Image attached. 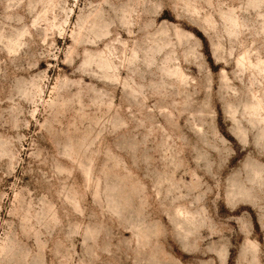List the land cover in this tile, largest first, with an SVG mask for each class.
Here are the masks:
<instances>
[{"label": "clouds", "instance_id": "9594fccd", "mask_svg": "<svg viewBox=\"0 0 264 264\" xmlns=\"http://www.w3.org/2000/svg\"><path fill=\"white\" fill-rule=\"evenodd\" d=\"M174 3L188 4L218 20L225 10L232 16L241 14L233 29L220 23L214 29L216 39L235 48L237 41L229 37L243 34L248 43L255 40L264 49V0L258 5L251 0H89L74 45L80 46L75 55L81 63L73 69L77 81L83 77L94 81L82 89L86 99L97 108L107 107L113 98L109 88L123 83L124 72L130 81L137 80L131 99L141 104L155 101L167 119L163 125L153 121L159 136L138 140L137 133L122 138L117 151L126 159L104 179L100 198L85 204L79 214L69 210V194L61 188L63 181L56 180V159L64 155V130L58 129L52 149L32 152L36 190L14 189L10 201L0 194V264H180L173 245L197 252L215 236L220 240L209 250L226 249L223 231L213 219L221 199H227L233 210L253 203L264 227V73L255 81L256 88L236 73L232 84L219 86V94L215 78L203 70L195 79H173L170 67L174 71L177 64L200 63L190 45L176 41L173 25L156 23L162 10ZM255 7L261 11L249 14ZM185 19L187 15L178 22ZM125 33L127 41L122 39ZM116 45L121 46L119 56ZM30 67L13 64L12 91L16 74L27 73ZM4 71L0 67V78ZM6 91L0 85V104ZM257 97L255 116L250 106ZM9 98L14 99L10 93ZM221 108L233 114L231 127L244 153L238 167L229 166L237 151L216 125ZM17 119L0 124V180L12 176L20 164L19 142L24 137ZM39 165L49 171L41 172ZM129 172L137 174L132 181L126 179ZM125 231L132 239L124 237ZM219 264H225L223 254Z\"/></svg>", "mask_w": 264, "mask_h": 264}, {"label": "rangeland", "instance_id": "374dc122", "mask_svg": "<svg viewBox=\"0 0 264 264\" xmlns=\"http://www.w3.org/2000/svg\"><path fill=\"white\" fill-rule=\"evenodd\" d=\"M88 3L89 0H0V67L5 70L0 85L7 89L4 103L0 104L3 114L0 124L18 117L16 122L22 125L19 134L24 137L19 142L22 145L20 164L12 176L0 180V194L7 196L9 201L15 198L14 189L36 190L38 176L30 171L37 166L32 163V152L52 149L56 132L62 128L64 155L56 159V180L63 181L61 188L69 194V210L79 214L85 204L90 205L100 198L104 179L115 174L121 160L126 159L117 151L122 138L137 133L138 140L159 136L161 133L153 126V121L163 125L167 119L155 101L141 104L139 99H131L129 93L137 80L132 77L130 81L129 74L124 72L120 73L123 83L109 88L113 98L107 107L100 104L97 108L86 99L82 89L90 87L94 81L88 77L77 81L73 69L81 63L75 55L80 46L74 48V45L77 44L78 26L87 15ZM251 3L258 5L260 0H251ZM260 11L255 7L249 14ZM183 15H187V19L179 23ZM222 16L223 19L218 20L217 16H205L198 8L188 4L181 7L178 3L158 15L156 23L173 25L176 41L190 45L192 56L200 61L187 66L177 64L174 71L170 67L173 79L182 81L188 76L195 79L203 70L215 78L219 94L221 84H232L236 73H241L250 87L259 86L255 81L264 73V49L255 40L248 43L243 34L229 37L237 41L235 48H227L223 41H218L214 29L220 23L225 29H233L241 18V14L232 16L226 10ZM122 39L127 41L126 33ZM120 49V45L115 46L117 56L121 55ZM14 63L31 67L27 73L16 74V90L12 91ZM9 93L14 99L9 98ZM257 103H260L258 97L250 106L255 116L259 115ZM153 108L157 109L155 113L146 110ZM230 115L233 114L228 109H218L216 125L220 134L236 148L237 155L229 165L234 168L243 160L244 153L239 151ZM121 124L126 127H120ZM39 169L49 171L44 165H39ZM136 175L129 172L126 179L132 181ZM213 219L223 231L226 249L209 250L216 249L220 240L215 236L197 252H184L173 245L172 251L180 264H219L221 254L225 264H264V227L253 203H241L233 210L227 199H221ZM76 227L79 229L80 225L77 223ZM123 235L132 239L130 231ZM81 246L82 240H79L77 253Z\"/></svg>", "mask_w": 264, "mask_h": 264}]
</instances>
